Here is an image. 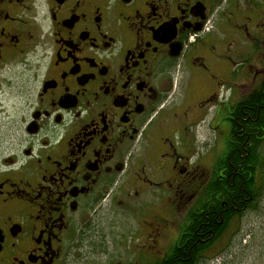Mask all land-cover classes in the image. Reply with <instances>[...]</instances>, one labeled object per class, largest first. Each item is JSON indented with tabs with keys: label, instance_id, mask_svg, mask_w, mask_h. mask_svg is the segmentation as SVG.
Segmentation results:
<instances>
[{
	"label": "flooded vegetation",
	"instance_id": "1",
	"mask_svg": "<svg viewBox=\"0 0 264 264\" xmlns=\"http://www.w3.org/2000/svg\"><path fill=\"white\" fill-rule=\"evenodd\" d=\"M263 86L264 0H0V264H213Z\"/></svg>",
	"mask_w": 264,
	"mask_h": 264
},
{
	"label": "trees",
	"instance_id": "2",
	"mask_svg": "<svg viewBox=\"0 0 264 264\" xmlns=\"http://www.w3.org/2000/svg\"><path fill=\"white\" fill-rule=\"evenodd\" d=\"M248 110L252 111V115L254 116V119L258 124L264 120V86L262 89H260L259 92L253 93L248 100L244 104ZM252 116V117H253ZM258 117V118H257ZM257 118V119H256ZM254 120V121H255ZM261 137H258L254 134L252 137V148L248 151L249 157H245L246 152L241 150L242 158L239 157V153L236 152L232 154V164L235 161H245L247 165V170L249 168L251 176L246 182H241V177L236 174V176H232L234 178V182L229 180L227 183L222 182L221 183V192L222 197L224 195H227L228 188L231 192H234L231 197L235 198V203L238 204L239 207L241 205V201L243 199H247L249 195H251V202L248 206L249 208L256 209L259 206V202L262 199V195L264 193V148H263V141ZM248 160V162L246 161ZM244 166H235L237 172H241V168ZM249 166V167H248ZM229 172H233V168L229 169ZM244 172V168H243ZM233 175V174H232ZM244 180L247 179L245 177V174L243 175ZM233 183V186H231ZM224 198V197H223ZM232 210H228V213L226 212L225 216L228 217V215L232 214ZM238 216L239 212L236 213ZM213 225V223H211ZM176 255L181 256L180 252H176ZM192 259L189 261H176L175 262H169L168 264H191Z\"/></svg>",
	"mask_w": 264,
	"mask_h": 264
},
{
	"label": "rangeland",
	"instance_id": "3",
	"mask_svg": "<svg viewBox=\"0 0 264 264\" xmlns=\"http://www.w3.org/2000/svg\"><path fill=\"white\" fill-rule=\"evenodd\" d=\"M6 121L7 119L0 116V134L6 133ZM233 224L231 229L238 233L236 237H232L231 244L213 264H264V193L259 206L248 209ZM238 239L242 243L233 242Z\"/></svg>",
	"mask_w": 264,
	"mask_h": 264
}]
</instances>
